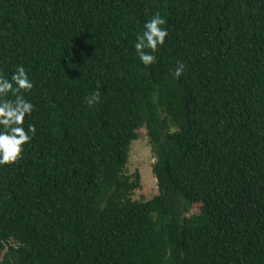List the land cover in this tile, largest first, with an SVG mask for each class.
<instances>
[{
	"label": "trees",
	"instance_id": "trees-1",
	"mask_svg": "<svg viewBox=\"0 0 264 264\" xmlns=\"http://www.w3.org/2000/svg\"><path fill=\"white\" fill-rule=\"evenodd\" d=\"M20 65L35 133L0 166V264H264V0H0V73Z\"/></svg>",
	"mask_w": 264,
	"mask_h": 264
},
{
	"label": "clouds",
	"instance_id": "clouds-1",
	"mask_svg": "<svg viewBox=\"0 0 264 264\" xmlns=\"http://www.w3.org/2000/svg\"><path fill=\"white\" fill-rule=\"evenodd\" d=\"M166 20L159 14L146 21L144 30L138 34L134 44L140 61L148 66L155 63L158 46L165 43L168 35ZM151 50V51H147ZM185 65L178 62L175 77L179 78ZM33 88V82L23 65L17 66L11 77L0 73V166L10 165L23 158L24 146L30 142L35 133L32 125L24 128L26 115H31L34 105L25 99V93ZM99 93L94 92L87 98L89 106L98 102Z\"/></svg>",
	"mask_w": 264,
	"mask_h": 264
},
{
	"label": "rangeland",
	"instance_id": "rangeland-1",
	"mask_svg": "<svg viewBox=\"0 0 264 264\" xmlns=\"http://www.w3.org/2000/svg\"><path fill=\"white\" fill-rule=\"evenodd\" d=\"M130 160L127 173L130 176L141 175V188L134 194L133 199L139 202H148L159 195L157 179L153 173V164L156 161L152 151L147 130H142L140 138L131 145ZM197 214L193 210L191 214Z\"/></svg>",
	"mask_w": 264,
	"mask_h": 264
}]
</instances>
